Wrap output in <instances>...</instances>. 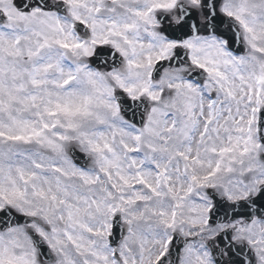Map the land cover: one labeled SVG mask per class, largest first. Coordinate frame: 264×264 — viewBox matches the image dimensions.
I'll use <instances>...</instances> for the list:
<instances>
[{
	"label": "snow or ice",
	"instance_id": "obj_1",
	"mask_svg": "<svg viewBox=\"0 0 264 264\" xmlns=\"http://www.w3.org/2000/svg\"><path fill=\"white\" fill-rule=\"evenodd\" d=\"M0 264H264V0H0Z\"/></svg>",
	"mask_w": 264,
	"mask_h": 264
}]
</instances>
